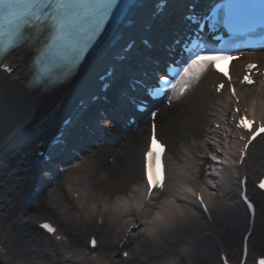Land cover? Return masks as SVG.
<instances>
[{
	"label": "snow or ice",
	"instance_id": "1",
	"mask_svg": "<svg viewBox=\"0 0 264 264\" xmlns=\"http://www.w3.org/2000/svg\"><path fill=\"white\" fill-rule=\"evenodd\" d=\"M261 4L264 6V0H261ZM129 7L128 0H0V71L10 75H14L17 70L25 73V79L30 80L37 94L55 92L78 74L86 58L95 54L112 32L113 26L121 22L124 11ZM240 7L239 0H228L211 9L204 20L213 28L223 24L231 29ZM192 11L193 15L188 20L195 22L199 28L200 20L195 14V7ZM261 22L264 24V7ZM249 31H252L251 25ZM186 51L187 55L183 60L175 62L170 66L171 70H166L164 75L157 77L150 93L152 97L165 98L169 104L179 102L200 83L210 69L222 71L219 61L238 59L235 55L207 49L199 44H193ZM16 53L26 54L25 67L14 69L9 65L8 58ZM255 67L254 64L247 66L249 74L243 77L241 83L249 86L255 83L250 75ZM222 74L228 78L230 95L235 100L233 111L240 117L239 120H236V115L232 117L235 128L244 133L239 137L245 142L239 157L242 165L248 147L264 133V99H251L241 109L240 97L232 85L231 76L227 72ZM8 79L7 75L3 77L0 89L7 85ZM224 88L225 85L220 84L218 91L222 92ZM156 115V112L151 114V141L145 154V187L141 199L132 195H118L111 199L97 198L95 191L89 192L86 186L74 187L79 176L74 177L71 169L79 168V164L74 161L79 158L83 163L82 157L69 154L57 162L62 153L56 150L52 142L48 149L39 152L49 165L42 170L43 175L50 177L48 182L41 183L47 191L52 214L61 221L60 227L50 221L41 223L39 227L65 246L66 260L83 261L90 258L107 264L104 256L82 251V248L98 250L103 247L95 235L87 236L84 228L80 227L92 221L104 225L106 219L122 220L127 225L126 228L119 229L125 233L124 240L129 241V238L135 236L138 241L134 243L131 252L121 245L119 250L122 261L128 262L133 254L139 255L143 245L150 255L148 264H181V261L183 264H190L196 248L213 235L218 239L226 231V226L233 223L230 209L236 203L233 199L236 193L232 187L236 181L231 177L225 178L223 165L210 164V167L219 168V171L208 173L212 178L204 180L202 184L189 186L178 181V187L174 184L173 190L167 191L163 162L166 149L156 138ZM104 124L106 129H111L112 121L106 120ZM215 127L218 129L220 125L216 124ZM61 143V139L55 140L56 145ZM221 151L222 146L215 145L207 152V156L211 161H216ZM220 159L224 164L229 163L227 156ZM61 163L65 166L61 167ZM64 177L68 179H63ZM53 183H57L58 187H51ZM238 183L239 199L254 220L256 208L247 195L246 178ZM259 187L264 189V181ZM65 196L70 199L65 201ZM213 205L217 213L215 218ZM61 228L65 234L61 233ZM8 231L5 225L0 238L8 239ZM3 251L0 248V252ZM248 252V245L245 243V264ZM10 257L13 264H39L34 256L20 249H17L15 255L10 254ZM222 260L223 264H227V257H222ZM131 264H139V260L132 261ZM257 264H264V257L259 258Z\"/></svg>",
	"mask_w": 264,
	"mask_h": 264
},
{
	"label": "bare ground",
	"instance_id": "2",
	"mask_svg": "<svg viewBox=\"0 0 264 264\" xmlns=\"http://www.w3.org/2000/svg\"><path fill=\"white\" fill-rule=\"evenodd\" d=\"M175 2L177 1L170 0L169 5L174 6ZM152 13L153 9L150 5L139 7L131 18L135 23L127 29L126 32L137 35L142 30L141 23L157 26V19L152 20ZM107 50L108 47H103L99 54H96L88 61V65L82 70L79 76L73 78L68 84L59 87L55 92L48 95H42L34 102H28L25 100L27 101V104H29V115L27 114V108L21 106L23 101L17 100L13 93L5 87L0 89V118H3V121H6L7 125L13 128L10 129V132L14 131L13 133H10V135L6 129H0V232L4 229V226L7 225L6 223L9 222V215L11 213L16 216L21 214L23 217H26L35 210L34 205L30 202L34 197L32 189L33 186L37 184L36 179H39V175L42 173L41 169L43 167H40L39 164H44V162L36 155V144L44 141V138L47 139L51 135V133L60 125L61 118L65 114L67 115L76 106L77 101L89 96V93L99 86V84H92V80L97 77L104 66L109 64V56L107 53H104ZM103 53L104 56L102 57ZM13 60L15 63L23 62L21 56H16ZM236 68H240V65ZM247 90L248 94L246 95L245 93V101H247L249 97L252 99H264V85H256L247 88ZM211 98L206 82L200 81V83L195 86V93L190 102L186 105H182L177 111L175 109L171 112L169 110L166 111L165 115L168 119L167 131L170 132L174 129L176 136L182 140L188 138L202 140L204 136L206 138L205 133H209L206 127L209 125V122L212 121L211 118L215 116L210 110L212 103ZM220 106L226 107L222 102L220 103ZM196 108L200 112H197L195 110ZM81 112L83 113L84 111ZM209 134L211 135L213 132H210ZM116 136L121 139L124 138L123 133L117 132ZM262 136H264V134L259 136L256 141L253 142L252 147ZM136 141L137 140H135V142ZM217 141V143L223 145L222 142L219 140ZM139 142L140 141H137L133 145L125 146L127 152L125 157L120 158L122 163L127 165L129 161L139 153ZM222 148V153H224L223 156L228 157L231 155L232 148L229 143L224 142ZM22 155L27 156L26 160L23 159ZM166 164L169 174V192L173 190L174 184L177 187L179 186L177 182L180 177L185 179L183 182L187 184L190 183V176L183 173L184 170L181 165L174 166L173 162H171V157L168 154L166 155ZM62 166L64 167L65 165L62 164ZM224 168V176L227 179L230 177L229 169L225 166ZM217 171H219V168L214 169L210 167L208 173L214 174ZM208 173L206 174V178L211 179L212 176L208 175ZM125 176V172L120 173L121 178H124ZM49 179L50 178L45 176L41 181L44 182ZM234 185L235 184L233 183V189H235ZM235 198L236 197L234 196L233 199L236 200ZM213 206L215 208V205ZM241 208V205L236 200L235 205L230 209V217L231 219H234L233 222H242L243 214ZM16 210L18 212H15ZM216 215L217 213H215V217ZM257 217H259V214ZM14 224L19 228L22 223L17 224L16 221H13L8 224V230H10ZM80 227H83L85 232L89 229L95 231V228L91 227L90 222L80 225ZM122 227H127V225L123 224L122 220H115L109 223L107 227L108 235H106V237L100 242L103 247L98 250L90 251V253L104 256L107 264H131L132 261L136 260H139V264H148L150 255L144 250L143 245H141L139 255L134 254L128 262L122 261V259L117 257L116 254L119 249L118 242L124 236V232H122L123 234L119 232V229ZM232 230V224L227 225L226 231L222 232L218 239L216 237L215 239L221 241L223 235L225 237L229 236L232 234ZM10 236H12V232L8 231L9 238H0V245L7 244L12 240V237ZM132 238L135 242H138L135 236ZM207 240L210 241V239ZM123 247L124 249H128L129 245L127 246L126 244ZM22 250L34 256L36 260L39 261V264H45L44 259L52 260V254L42 253V250L39 248L37 249L35 246H29L27 249ZM83 250L84 248H82V251ZM86 250L89 251L88 248H86ZM194 252L195 253L192 255L194 260H196L195 258L199 255H206L208 249L205 242L202 246L196 248ZM45 256L47 258H45ZM141 257L144 258L141 259ZM0 259L2 263L5 262L3 258ZM59 262L60 264H103L102 261L91 260L90 258H86L83 261H68L65 259L64 261ZM11 264H13V262ZM181 264H183V261H181Z\"/></svg>",
	"mask_w": 264,
	"mask_h": 264
},
{
	"label": "rangeland",
	"instance_id": "3",
	"mask_svg": "<svg viewBox=\"0 0 264 264\" xmlns=\"http://www.w3.org/2000/svg\"><path fill=\"white\" fill-rule=\"evenodd\" d=\"M166 122V121H165ZM166 125H163V132L164 127L166 129ZM208 132L210 130H215L214 125L207 126ZM175 130L172 129L170 133L167 135L169 136V146H170V153L169 156L171 157V162H173L174 166L181 165L183 168V173L190 176V185L192 183H197L199 181L204 182L207 176L206 174L209 171L210 164L211 165H220L217 161H211L210 157L208 158L207 152L211 151L212 147L216 145L215 139H219L222 141L218 134L216 135H209L202 140L195 141L193 138H189L186 140L179 139L178 136L175 134ZM166 134V133H165ZM207 134V133H206ZM220 135V134H219ZM207 136V135H206ZM213 138V139H212ZM207 142L211 143L207 145ZM223 142V141H222ZM211 145V147H209ZM140 148V147H139ZM186 149L190 152L188 156H184V152ZM182 151V152H181ZM76 154H79L78 151H75ZM108 153H103L94 160L93 158H87L90 163L89 171L87 172H79L75 173V176H79L80 179H85L86 181L85 186L88 188L89 192L95 191L97 198H114L118 195H132L135 196L136 199H141V188H142V168H141V148L139 149V153H137L131 161L127 165L122 163L121 161H116L114 167H106V157ZM216 154V153H214ZM220 153L217 160H220ZM196 161V162H195ZM44 166V165H42ZM92 166H95V170L90 172ZM49 165L45 166V169L48 168ZM264 168V137H262L257 145H255L253 149V155L251 157V169L253 171L261 170ZM41 169V170H45ZM112 169V170H111ZM125 172V177L121 178L120 173ZM49 177V176H47ZM30 179V178H29ZM29 181V180H28ZM180 182L185 181L183 178H179ZM36 190V189H35ZM139 190V191H138ZM236 193V188L234 189ZM235 199L237 200V194L235 195ZM70 199L69 196H65V201ZM256 199L259 204L260 208V215L258 218V224L256 231L252 238V253L253 255L256 254H264V195L256 194ZM231 203V201L229 202ZM31 204L34 205L35 210L30 214L33 216H37L40 218H53L57 222L61 223V221L57 218L56 215L52 214L50 205L48 204V196H46V191L42 188V190H37L34 194L33 199L31 200ZM242 208L243 220L241 223L235 221L232 223V234L229 236L221 238V241L215 239V236L209 240H205V245L208 249V252L204 256H197L194 260V257L190 258V264H220L218 259V248L219 244H222L230 254L232 260L237 263L239 254H240V239L242 236L243 231L245 230L246 226V212ZM15 212H18L17 210ZM19 216L18 218H21ZM30 217V216H29ZM234 220V219H232ZM13 221H17L18 223H22L20 219H16V215L11 213L9 215V222L6 223L7 227L8 224L12 223ZM113 221H106V224L99 228L98 237L100 240L106 237L107 227L109 223ZM92 228H97L95 225V221L90 222ZM12 232V240H10L7 244L0 245V248H3L4 251L0 253V258H3L5 262H1L0 264H11L13 259L10 257L11 255H15L17 249H27L29 246H35L37 249H41L42 253H50L52 254V260L44 259L45 264H60L59 261L65 260L66 251L61 249L59 246H56L49 242L45 236L38 233L35 230L34 226L30 223H23L22 226L18 228L15 224L9 230ZM91 231L93 230H86V235L88 236ZM3 232V229L1 230ZM120 232V231H119ZM118 233V232H117ZM207 241V242H206ZM6 245L8 247H6ZM115 247V246H114ZM84 248V252H86ZM5 252V253H4ZM195 253V252H194ZM118 255V254H117ZM119 256V255H118ZM45 258H47L45 256ZM11 262V263H10ZM83 264V263H82ZM88 264V263H84ZM91 264V263H89ZM247 264H254L253 260L249 261Z\"/></svg>",
	"mask_w": 264,
	"mask_h": 264
},
{
	"label": "water",
	"instance_id": "4",
	"mask_svg": "<svg viewBox=\"0 0 264 264\" xmlns=\"http://www.w3.org/2000/svg\"><path fill=\"white\" fill-rule=\"evenodd\" d=\"M3 80V75L2 74H0V81H2ZM10 88H13V89H15L16 90V88L13 86V85H11L10 86Z\"/></svg>",
	"mask_w": 264,
	"mask_h": 264
}]
</instances>
